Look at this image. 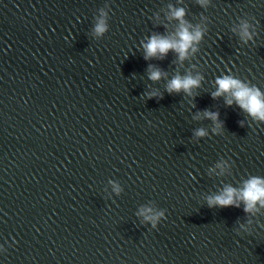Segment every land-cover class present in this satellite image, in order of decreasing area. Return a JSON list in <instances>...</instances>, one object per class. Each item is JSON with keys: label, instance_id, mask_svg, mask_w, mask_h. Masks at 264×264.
<instances>
[{"label": "water", "instance_id": "95a60500", "mask_svg": "<svg viewBox=\"0 0 264 264\" xmlns=\"http://www.w3.org/2000/svg\"><path fill=\"white\" fill-rule=\"evenodd\" d=\"M169 5L202 39L145 60ZM189 72L192 96L166 91ZM226 74L264 92V0H0V264H264V208L207 203L264 178V122L211 95Z\"/></svg>", "mask_w": 264, "mask_h": 264}, {"label": "clouds", "instance_id": "9594fccd", "mask_svg": "<svg viewBox=\"0 0 264 264\" xmlns=\"http://www.w3.org/2000/svg\"><path fill=\"white\" fill-rule=\"evenodd\" d=\"M197 3L202 6L205 5L206 0H197ZM170 15L169 19H175L178 21L176 30L169 35L153 34L148 39L147 43L143 44L145 50L144 59L149 60L153 57L163 59L167 53L172 50L178 54V59L184 61L188 58L189 50L193 53L196 52V44L202 39V30L199 26L193 27L187 20H185V9L183 7L175 8L169 5ZM101 15L97 18L94 33L97 36H103L108 31L107 13L103 9L100 10ZM243 31L241 37L251 38L247 25H243ZM167 73L154 65H149V79L153 81L160 80L162 77H166ZM203 77L200 74L193 76L190 72L185 75L177 73L166 84V91L172 92H185L187 95L192 96V90L199 88ZM215 84L218 86L214 92L211 93L213 99L230 94V98L226 97L225 103L232 105L235 101L240 108L246 111L255 122H264V92H261L260 88L250 82H245L240 78L233 75H224L223 77H217ZM157 93L153 92L149 94V97L156 96ZM209 119L213 122L215 127L213 132L222 133L223 121L219 120V112H213L205 109L202 113H197L194 119ZM243 126V121H241ZM195 136L204 137L207 132L204 128H198L195 130ZM217 167H222V164H217ZM116 191H119L116 188ZM243 203V211L245 214H256L262 208H264V178L257 175H251L243 182L242 188H235L232 186H226L224 190L215 196L207 198L208 207L219 206L224 207H240ZM152 209L142 208L141 213L144 215L145 220L152 222V227H156L157 220L164 215V212H158L152 215ZM250 222V221H249ZM240 228H245V224L242 222Z\"/></svg>", "mask_w": 264, "mask_h": 264}]
</instances>
